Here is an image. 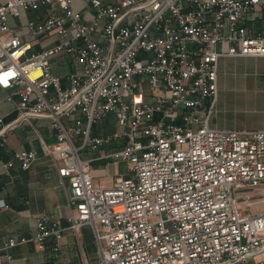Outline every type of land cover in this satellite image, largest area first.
Instances as JSON below:
<instances>
[{
	"label": "built area",
	"instance_id": "obj_1",
	"mask_svg": "<svg viewBox=\"0 0 264 264\" xmlns=\"http://www.w3.org/2000/svg\"><path fill=\"white\" fill-rule=\"evenodd\" d=\"M87 1L91 18L73 0L0 4V88L18 115L7 123L0 110V147L23 121L51 118L57 140L46 150L67 183L69 228L92 227L96 264H237L263 252L264 211L249 207L264 187V130L210 121L220 57L264 56V0ZM42 5L48 16L28 20L23 31L32 39L56 33L58 42L29 55L30 42L9 17ZM59 54L76 64L66 86L51 67ZM109 114L121 130L93 135ZM115 142L120 147L103 157L127 163L128 173L98 186L94 158L82 151ZM14 158L28 169L38 153ZM63 231L42 212L34 240L43 248ZM59 250L57 241L51 256Z\"/></svg>",
	"mask_w": 264,
	"mask_h": 264
},
{
	"label": "crops",
	"instance_id": "obj_2",
	"mask_svg": "<svg viewBox=\"0 0 264 264\" xmlns=\"http://www.w3.org/2000/svg\"><path fill=\"white\" fill-rule=\"evenodd\" d=\"M6 0H0V4ZM106 2L111 0H105ZM76 9L87 18L93 16L94 9L87 0H73ZM49 5L36 10H26L20 16H10L9 22L31 44L29 55L39 53L58 42L56 33L32 39L23 31L28 20L41 21L50 11ZM62 14V11L58 9ZM52 71L68 83V75L76 64L67 54H59L51 59ZM218 94L211 115V125L221 129L264 130V56H221L218 65ZM7 90L0 88V110L7 123L18 115L12 103L6 100ZM49 116L34 117L23 121L7 132L6 144L0 147V264H96L98 252L93 229L83 225L79 229L69 228L70 216L74 214L68 202L67 183L62 181L58 171L59 161L48 154V144L56 142L55 132L50 127ZM121 127L113 114L94 123L92 134L107 136ZM117 142L96 150L86 148L82 151L84 159L94 158L91 171L98 186L109 187L115 176L125 173L122 161L103 157L111 149L119 148ZM19 150H35L38 159L25 169L14 158ZM13 161L11 166H5ZM95 163V167H93ZM128 171V167L126 168ZM53 214L58 224L64 228L62 237L50 236L41 248L34 240L36 219L40 213ZM15 239L18 244L3 249L6 242ZM60 243L59 255L53 258L52 248ZM11 254V259L7 258ZM237 264H264V251Z\"/></svg>",
	"mask_w": 264,
	"mask_h": 264
},
{
	"label": "rangeland",
	"instance_id": "obj_3",
	"mask_svg": "<svg viewBox=\"0 0 264 264\" xmlns=\"http://www.w3.org/2000/svg\"><path fill=\"white\" fill-rule=\"evenodd\" d=\"M92 165L93 167L96 166L95 163H93ZM121 167L125 170V173H128V171L126 170V168L128 167L127 163L122 162ZM251 194L254 196V198L251 199L252 205L249 207V210L251 212L264 211V187L254 190Z\"/></svg>",
	"mask_w": 264,
	"mask_h": 264
}]
</instances>
